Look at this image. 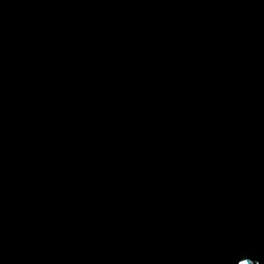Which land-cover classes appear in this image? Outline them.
Returning <instances> with one entry per match:
<instances>
[{
    "label": "water",
    "instance_id": "obj_1",
    "mask_svg": "<svg viewBox=\"0 0 264 264\" xmlns=\"http://www.w3.org/2000/svg\"><path fill=\"white\" fill-rule=\"evenodd\" d=\"M0 264H264V0H0Z\"/></svg>",
    "mask_w": 264,
    "mask_h": 264
}]
</instances>
